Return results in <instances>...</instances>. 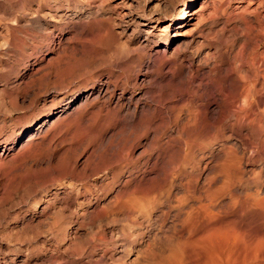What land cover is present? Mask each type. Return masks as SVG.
Returning a JSON list of instances; mask_svg holds the SVG:
<instances>
[{
    "label": "rangeland",
    "instance_id": "374dc122",
    "mask_svg": "<svg viewBox=\"0 0 264 264\" xmlns=\"http://www.w3.org/2000/svg\"><path fill=\"white\" fill-rule=\"evenodd\" d=\"M208 257L264 264V0H0V264Z\"/></svg>",
    "mask_w": 264,
    "mask_h": 264
},
{
    "label": "bare ground",
    "instance_id": "6f19581e",
    "mask_svg": "<svg viewBox=\"0 0 264 264\" xmlns=\"http://www.w3.org/2000/svg\"><path fill=\"white\" fill-rule=\"evenodd\" d=\"M186 4H187V3H186ZM181 18H182V17H181ZM179 20H181V19H179ZM76 29H77V28H76ZM76 32H77V31H76ZM78 34H79V32H78ZM156 53H157V52H156ZM260 56H261V55H260ZM262 56H263V54H262ZM254 63H255V62H254ZM253 67H254V66H253ZM254 68H255V67H254ZM256 69H257V68H256ZM257 76H258V75H257ZM106 83H107V82H106ZM103 88H104V90H103ZM99 91H100V93H101L102 91H104V92L106 91V92H107L105 85H101V86H99ZM245 91H246V89H245ZM247 91H248V89H247ZM249 92H250V90H249ZM249 92H246V95H245V93H244V95H245L244 97L249 96V95H250V94H248ZM256 92H257V91H256ZM120 94H121V93H120ZM118 97H119V96H118ZM120 97H121V96H120ZM244 97H243V98H244ZM129 98H130V97H129ZM129 98H128V99H129ZM234 109H235V108H234ZM234 109H233V110H234ZM76 110H77V109H76ZM231 110H232V108H231ZM73 112H74V111H73ZM74 114H75V113H74ZM231 114H232V113H231ZM62 118H63V117H62ZM55 121H56V120H55ZM57 121H58V120H57ZM54 123H55V122H54ZM186 133H187V132H186ZM193 133H194V132H193ZM184 135H185V134H184ZM32 140H33V137L27 139L26 142H27V143H28V142L31 143ZM192 140H193V139H192ZM196 140H197V139H196ZM190 141H191V138H190ZM193 142H194V140H193ZM189 143L192 145V142H189ZM195 143H196V142H195ZM199 143H201V142H199ZM185 146H186V145H185ZM185 146L183 147V150H184ZM5 147H6V146H5ZM186 147H189V146H186ZM190 147H192V146H190ZM190 147H189V148H190ZM185 152H186V150H185ZM193 152H194V151H193ZM193 152H192V153H193ZM190 153H191V152H190ZM192 153H191V154H192ZM188 154H189V153H188ZM184 156H185V154H184ZM189 157H190V156H189ZM225 157H226V156H225ZM184 159H185V157H184ZM184 159H183V160H184ZM189 159H190V158H189ZM189 159H188V160H189ZM188 160H187V161H188ZM226 160H227V159H226ZM223 166H224V165H223ZM185 194H186V193H185ZM189 213H190V212H189ZM188 216H189V215H188ZM196 241H197V240H196ZM196 241H195V242H196ZM191 242H193V241H191ZM191 242L189 241V243H187L188 246H189V244H190ZM205 242H206V241H205ZM207 242H208V241H207ZM197 243L199 244V242H196V244L193 245V244H194V242H193V244L191 243V245H193V246L190 245L189 247H192V248L194 247V249H195V247L198 246ZM200 243H201V241H200ZM202 243H203V242H202ZM202 243H201V245H199V246H202ZM209 243H210V241H209ZM206 244H207V247H208L209 244H208V243H206ZM209 246H210V245H209ZM204 247H205V246H204V244H203V248H204ZM197 248H198V247H197ZM209 248H211V247H209ZM209 248H206V251H207ZM188 250H189V249H188ZM195 250H196V249H195ZM197 250H198V249H197ZM199 250H201V247L199 248ZM180 251H181V250H180ZM192 251H194V250H192ZM175 256H176V255H175ZM175 256H174V257H175ZM180 256H181V255H180ZM172 258H173V255H172ZM208 258H209V262L206 261V260H205L204 262H208V264H215V262H214V260H213L212 257H208ZM173 259H174V258H173ZM169 261H170V260H169ZM174 261H175V260H174ZM177 261H178V260H177ZM183 262H184V261H183ZM170 264H171V263H170Z\"/></svg>",
    "mask_w": 264,
    "mask_h": 264
}]
</instances>
